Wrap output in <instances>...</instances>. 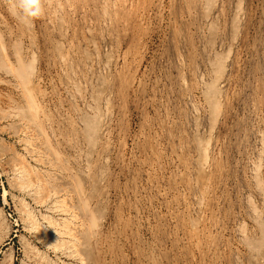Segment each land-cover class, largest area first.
Masks as SVG:
<instances>
[{
    "label": "rangeland",
    "instance_id": "1",
    "mask_svg": "<svg viewBox=\"0 0 264 264\" xmlns=\"http://www.w3.org/2000/svg\"><path fill=\"white\" fill-rule=\"evenodd\" d=\"M19 2L0 264H264V0H39L31 23Z\"/></svg>",
    "mask_w": 264,
    "mask_h": 264
},
{
    "label": "bare ground",
    "instance_id": "2",
    "mask_svg": "<svg viewBox=\"0 0 264 264\" xmlns=\"http://www.w3.org/2000/svg\"><path fill=\"white\" fill-rule=\"evenodd\" d=\"M161 1V0H160ZM49 2V1H48ZM188 2V1H187ZM207 2V1H206ZM209 2V1H208ZM212 2V1H211ZM239 2V1H238ZM129 3H130V1H129ZM128 3V4H129ZM186 3V2H185ZM204 3V2H203ZM239 4V3H238ZM113 5V4H112ZM211 5V4H210ZM50 6V5H49ZM236 6V5H235ZM10 7V6H9ZM55 7V6H54ZM205 7V6H204ZM237 7V6H236ZM102 8V7H101ZM240 8V7H239ZM237 10H238V7L236 8ZM11 10V9H10ZM55 10V9H54ZM117 10V9H116ZM210 11V10H209ZM105 11L103 10V13H104ZM204 12V11H203ZM236 12V11H235ZM208 13V12H207ZM103 15V14H102ZM208 15V14H207ZM15 16V15H14ZM54 16V15H53ZM59 16V15H58ZM102 17V16H101ZM208 17V16H207ZM235 17V16H234ZM114 19V18H113ZM235 19V18H234ZM49 21V20H48ZM238 21V20H237ZM51 23V22H50ZM55 25V24H54ZM112 25V24H111ZM105 26V25H104ZM214 26V25H213ZM232 26V25H231ZM213 28V27H212ZM217 28V27H216ZM201 29V28H200ZM214 29V28H213ZM86 30V29H85ZM212 30V29H211ZM12 31V30H11ZM87 31V30H86ZM91 31V30H90ZM58 32V31H57ZM60 32V31H59ZM88 32V31H87ZM215 32V31H214ZM61 36V35H60ZM84 38V37H83ZM55 39V38H54ZM89 40H90V38H88ZM0 40H1V38H0ZM46 40V39H45ZM69 40V39H68ZM83 41V40H82ZM88 41V40H87ZM102 41V40H101ZM1 42V41H0ZM71 42V41H70ZM212 42V41H211ZM13 44H15V43H13ZM94 44V43H93ZM17 45V44H16ZM72 45V44H71ZM97 45V44H96ZM77 47V46H76ZM96 47V46H95ZM83 49V48H82ZM87 49V48H86ZM65 50H67V49H65ZM96 50V49H95ZM56 52V51H55ZM19 54V53H18ZM90 55V54H89ZM87 56V55H86ZM92 56V55H91ZM88 57V56H87ZM86 57V58H87ZM15 58V57H14ZM32 58V57H31ZM90 60V59H89ZM20 61L18 60V63H19ZM92 62V61H91ZM21 64H22V62H21ZM59 64V63H58ZM64 64V63H63ZM84 64V63H83ZM82 64V65H83ZM65 67V66H64ZM100 67V66H99ZM90 68V67H89ZM4 69V68H3ZM9 69V68H8ZM7 69V70H8ZM15 69L17 70V68L15 67ZM15 69H13V70H15ZM21 69V68H20ZM20 69H18V70H20ZM13 70H12V72H13ZM16 70H15V73H16ZM22 70V69H21ZM9 71V70H8ZM104 71V70H103ZM11 71H9V73H10ZM66 73H67V71H65ZM92 72V71H91ZM19 73V72H18ZM17 73V75H19V77L21 78V79H23L22 78V75H20V74H18ZM30 73V72H29ZM23 74V73H22ZM85 74V73H84ZM11 75V74H10ZM24 75V74H23ZM25 76V75H24ZM27 76V75H26ZM68 76V75H67ZM102 76V75H101ZM18 78V77H17ZM16 78V79H17ZM25 78V77H24ZM29 78V77H28ZM28 78H27V80H28ZM104 78V77H103ZM24 80V79H23ZM31 80V79H30ZM89 80V79H88ZM105 81V80H104ZM24 82V81H23ZM22 82V83H23ZM28 82H29V80H28ZM35 82L37 83V81L35 80ZM34 82V83H35ZM25 83V86H26V83L27 82H24ZM24 83H23V85H24ZM34 83H32L33 85H34ZM35 83V85H38V84H36ZM39 84H40V82H39ZM30 85V83L27 85V86H29ZM32 85V86H33ZM10 86V85H9ZM20 86V85H19ZM18 86V87H19ZM91 86V85H90ZM95 86H97L96 84H95ZM17 87V86H16ZM36 87V86H35ZM73 87H75V86H73ZM103 87V86H102ZM25 88V87H24ZM76 89H77V87H75ZM33 89H35V88H33ZM78 89H81V88H78ZM23 90V89H22ZM26 90V89H25ZM24 90V91H25ZM30 90V89H29ZM71 90V89H70ZM27 91V90H26ZM75 91V90H74ZM29 92H33V90L32 91H29ZM102 92V91H101ZM40 93V92H39ZM96 93V92H95ZM36 94V93H35ZM79 94V93H78ZM89 95H91V94H89ZM99 95V94H98ZM104 95V94H103ZM24 96V95H23ZM93 96H95V95H93ZM32 97L34 98L35 97V95L33 96L32 95ZM74 97V96H73ZM96 97H98V96H96ZM29 98V97H28ZM96 100V99H95ZM98 101V100H97ZM105 101H107V100H105ZM33 102V101H32ZM92 102V101H91ZM34 103V102H33ZM92 105V104H91ZM104 105V104H103ZM39 108V107H38ZM95 108V107H94ZM98 108V107H97ZM96 108V109H97ZM99 110V109H98ZM95 111H97V110H95ZM197 111V110H196ZM40 130V129H39ZM197 131V130H196ZM101 133V132H100ZM196 133V132H195ZM38 134V133H37ZM42 134V133H41ZM48 137V136H47ZM53 137V136H52ZM54 138V137H53ZM51 147V146H50ZM52 149V148H51ZM53 150V149H52ZM54 151V150H53ZM57 151V150H56ZM207 155V154H206ZM18 163V162H17ZM204 163V162H203ZM22 164V163H21ZM20 165V164H19ZM200 165V164H199ZM22 166L24 167V165L22 164ZM21 166V167H22ZM256 166V165H255ZM25 168V167H24ZM186 168V167H185ZM194 168V167H193ZM20 169V171H21V168H19ZM26 169V168H25ZM199 169V168H198ZM24 170V169H23ZM200 170V169H199ZM201 171V170H200ZM23 172V171H22ZM29 171H28V169H26V171L25 172H23L26 176H27V173H28ZM204 172V171H203ZM210 172V171H209ZM29 175V174H28ZM202 175H204V174H202ZM198 177V176H197ZM196 177V178H197ZM200 177V176H199ZM204 177V176H203ZM38 179H40V178H38ZM187 179V178H186ZM194 179V178H193ZM30 181V180H29ZM35 181V180H34ZM39 181V180H38ZM38 185V184H37ZM33 186V185H32ZM37 188V187H36ZM159 190V189H158ZM188 192V191H187ZM206 192V191H205ZM200 193V192H199ZM4 194H5V192H3V196H4ZM201 194V193H200ZM202 196V195H201ZM210 198V197H209ZM200 200V199H199ZM203 200V199H202ZM201 202V201H200ZM200 205V204H199ZM25 206H26V204H25ZM24 212H25V214H26V218H28L29 219V221H31V223L32 224H36L35 226H39L41 223H39L37 220H36V218L34 217V215L31 213V211L29 210V209H27V206H26V208H25V210H24ZM56 220H52V219H50V218H48V222L50 223V224H55L56 222H55ZM191 221V220H190ZM195 223V222H194ZM194 223H193V225H194ZM179 224V223H178ZM264 224V223H263ZM197 225V224H196ZM57 226V225H56ZM8 228V227H7ZM37 228H39V227H37ZM193 228V227H192ZM197 228V227H196ZM196 228H194V229H196ZM205 228V227H204ZM40 229H41V226H40ZM43 230H40V232H41V235L43 234L44 236H45V239L46 240H48V241H50V240H52L53 239V237H54V235H52L48 230H46L44 227L42 228ZM193 229V230H194ZM201 229V228H200ZM55 230H57V229H55ZM39 231V230H38ZM57 232V231H56ZM191 232H192V230H191ZM198 234V233H197ZM55 238V237H54ZM194 238H195V236H194ZM56 240V239H55ZM194 247H196V246H194ZM197 248V247H196ZM155 255V254H154ZM10 255H8V258H10L9 257ZM41 256V255H40ZM6 259V258H5ZM10 260V259H9ZM156 261V260H155ZM151 264V263H150Z\"/></svg>",
    "mask_w": 264,
    "mask_h": 264
},
{
    "label": "clouds",
    "instance_id": "3",
    "mask_svg": "<svg viewBox=\"0 0 264 264\" xmlns=\"http://www.w3.org/2000/svg\"><path fill=\"white\" fill-rule=\"evenodd\" d=\"M18 7L23 10L22 15L17 14L21 22L31 23L34 18L42 15L39 0H20Z\"/></svg>",
    "mask_w": 264,
    "mask_h": 264
}]
</instances>
